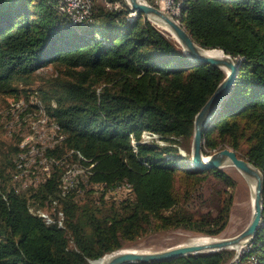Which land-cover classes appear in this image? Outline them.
<instances>
[{
	"label": "trees",
	"instance_id": "1",
	"mask_svg": "<svg viewBox=\"0 0 264 264\" xmlns=\"http://www.w3.org/2000/svg\"><path fill=\"white\" fill-rule=\"evenodd\" d=\"M182 10L179 23L198 46L238 63L202 154L229 146L262 172V225L239 253L152 264H264V0H184ZM130 12L124 0H96L90 19L74 23L56 0H0V91L17 94L13 84L31 86L38 70L56 67L55 77L27 91L38 98L30 107L59 126V144L45 153L54 168L27 191L13 180L21 139L0 143V264H89L147 232L224 231L231 193L218 190L214 212L200 213L193 203L208 178L227 188L232 179L219 168L191 167L178 147L191 144L194 117L225 73L191 61L146 17L132 19ZM143 131L156 139L145 141ZM64 157L82 166L89 189L83 182L65 186ZM123 186L130 198H107ZM31 205L53 206L64 226L58 218L47 224Z\"/></svg>",
	"mask_w": 264,
	"mask_h": 264
},
{
	"label": "rangeland",
	"instance_id": "2",
	"mask_svg": "<svg viewBox=\"0 0 264 264\" xmlns=\"http://www.w3.org/2000/svg\"><path fill=\"white\" fill-rule=\"evenodd\" d=\"M153 6L157 7L155 3ZM172 18L176 20L174 17ZM157 29L177 43L175 38L170 34H167L159 28ZM37 73L38 77L34 78L31 86H23L22 84L17 83L13 84L12 87L17 88L18 90L17 94L0 91V143L10 144L15 143L17 138L21 139L19 143L21 151L18 158H15V164L17 167L14 170L13 180L18 184L17 189L24 191L41 183L52 171L54 168L53 164L55 163H53L45 153L48 148H54L59 144V139L56 138L57 133L53 130V123H51V120L48 119L41 110L30 107V103L37 104L38 98L32 97L27 91L36 88L37 86H44L43 80L55 77L58 71L56 67L47 65L38 70ZM26 94H29L28 97H26ZM9 112L10 115L8 114ZM142 138L145 141H151L156 139V136H150L147 131H143ZM156 142L160 145H167V143L165 144L158 140H156ZM225 148L232 150L229 146H225L223 149ZM178 150L181 156L186 158L187 161L190 160L191 144L189 146L180 145ZM66 159L64 158V160L60 161V165L62 164V167H64L63 170L66 169L63 177L65 186L77 185L79 182H83L85 187L89 189V186L85 183V171L82 166L77 162H71ZM221 170L232 179L233 186L227 188L224 187L221 182H218L213 178H208L203 185L197 187L198 192L195 193L193 204L195 209L200 213H206L207 211L214 212V206L219 200L217 198L219 195L218 190L225 188L228 193H231L232 205L228 223L224 231L216 237L228 238L235 236L244 230L251 219L253 208L252 188L249 182L233 166H226L221 168ZM176 191L181 196L183 195L184 190L179 187V184H176ZM79 194L84 196L85 192L83 194V191L81 190ZM107 198L116 201L130 198L129 188L123 186L120 189L107 194ZM30 210L35 215L45 216L44 219L47 220L49 224L55 222L58 218L59 220L56 221L58 222V226H64L61 223V221H63L62 215H60L53 206L39 209L36 205H31ZM195 237L208 238V236L184 229L154 231L144 233L132 242H124L123 249L137 248L138 250L141 249L142 251L149 252L160 251L179 245H185L190 239ZM244 249L245 247H242L239 250L234 251L239 253Z\"/></svg>",
	"mask_w": 264,
	"mask_h": 264
},
{
	"label": "water",
	"instance_id": "3",
	"mask_svg": "<svg viewBox=\"0 0 264 264\" xmlns=\"http://www.w3.org/2000/svg\"><path fill=\"white\" fill-rule=\"evenodd\" d=\"M131 11L147 18L154 26L175 38L182 53L193 62H202L221 69L225 73L224 79L217 86L212 95L200 108L194 117L191 138L190 166L204 168H223L233 166L249 182L252 188L253 208L248 225L235 236L228 238H210L206 242L194 245H179L160 251H143L125 248L104 255L100 264H152L169 261L190 255L215 254L224 250H239L249 245L257 229L262 225L263 212V174L248 160L241 158L230 149H222L208 157L202 154L203 136L207 132L214 116L230 94L238 75V63L229 55L214 54L198 46L190 34L167 13L148 4L144 0H124ZM216 50V49H214ZM90 263V262H89Z\"/></svg>",
	"mask_w": 264,
	"mask_h": 264
},
{
	"label": "bare ground",
	"instance_id": "4",
	"mask_svg": "<svg viewBox=\"0 0 264 264\" xmlns=\"http://www.w3.org/2000/svg\"><path fill=\"white\" fill-rule=\"evenodd\" d=\"M56 2H57V7H58L59 12L65 18L71 20L74 23H81V22L87 21V20H81V12L78 9L73 8L70 0H56ZM183 2L184 1H182V0H174V1L173 0H164V2H163V11L166 12L167 14H169L170 16L174 17L177 21H179V19L184 16V10H182V4H183ZM174 5H176V10L174 9ZM106 6L108 7V9H111V5H109L107 2H106ZM91 12L92 11H86V18H90ZM128 16L130 18L134 19V18H136L137 13L131 11ZM211 52L214 53V54H220V51H217V50H213ZM42 124H44V123H42ZM58 127L59 126H53V130L56 131L58 129ZM153 135H155V134H153ZM64 190H66V189H64ZM40 217L45 218V216H43V215H40ZM45 221H46L47 224H49V222L47 220H45ZM207 240H208V238H204V237H198V238H196L195 237V238L190 239L189 242L186 243L185 245L199 244V243H202V242H206ZM133 249H137V248H133ZM139 250L141 252H143L141 249H139ZM100 262H101L100 260H95V261H90L89 264H100Z\"/></svg>",
	"mask_w": 264,
	"mask_h": 264
},
{
	"label": "built area",
	"instance_id": "5",
	"mask_svg": "<svg viewBox=\"0 0 264 264\" xmlns=\"http://www.w3.org/2000/svg\"><path fill=\"white\" fill-rule=\"evenodd\" d=\"M70 2L73 8L78 9L81 12V20L90 19V18H86V11H92L93 4L96 2V0H70ZM106 2L107 1H104L105 7H106ZM163 2L164 0H154L155 5L161 11H163ZM174 9L176 10V5H174ZM52 126H57V125L54 123Z\"/></svg>",
	"mask_w": 264,
	"mask_h": 264
}]
</instances>
